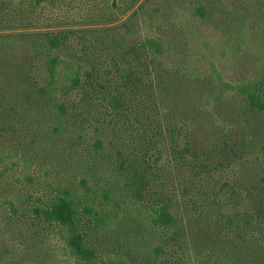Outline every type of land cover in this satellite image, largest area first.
I'll return each instance as SVG.
<instances>
[{
    "label": "trees",
    "instance_id": "trees-1",
    "mask_svg": "<svg viewBox=\"0 0 264 264\" xmlns=\"http://www.w3.org/2000/svg\"><path fill=\"white\" fill-rule=\"evenodd\" d=\"M203 35L264 0H0V264H264V63Z\"/></svg>",
    "mask_w": 264,
    "mask_h": 264
},
{
    "label": "rangeland",
    "instance_id": "rangeland-1",
    "mask_svg": "<svg viewBox=\"0 0 264 264\" xmlns=\"http://www.w3.org/2000/svg\"><path fill=\"white\" fill-rule=\"evenodd\" d=\"M203 38L204 40L199 45L201 51H198L211 59L223 75L230 79V81H235L239 78L243 79L246 77L244 75L250 71V66L258 64V62L264 63V50L248 49L249 58L247 57V52H244L246 55L244 53L230 55L229 52H227L226 55L222 57V51L224 49L220 39L212 37L213 41L208 40L206 35H203ZM201 62L203 63L204 61L201 60Z\"/></svg>",
    "mask_w": 264,
    "mask_h": 264
}]
</instances>
